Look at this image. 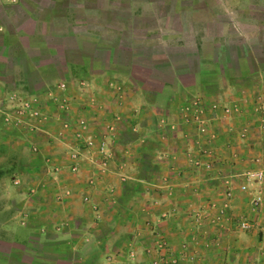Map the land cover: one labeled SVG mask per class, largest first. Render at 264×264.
Instances as JSON below:
<instances>
[{
  "label": "crops",
  "instance_id": "1",
  "mask_svg": "<svg viewBox=\"0 0 264 264\" xmlns=\"http://www.w3.org/2000/svg\"><path fill=\"white\" fill-rule=\"evenodd\" d=\"M55 2L0 0V264H154L116 254L125 246L142 254L160 232L177 252L188 243L177 262L161 264H264V209L255 213L238 188L245 178H233L236 170L264 167L259 118L248 113L250 95L264 89V0L245 5L251 15L260 9L245 23L258 24L261 35L240 32L246 45L238 56L253 66L229 74L198 68L189 79L172 70L175 82L160 85L151 71L141 77L132 66L117 67L114 49L94 65L104 38L88 46L75 26L61 31L66 14L55 13ZM59 81L69 84L64 94ZM198 98L209 122L202 135L194 131ZM26 100L38 114L16 115L13 106ZM217 101L245 110L224 114L211 108ZM81 119L89 128L79 138ZM246 122L254 126L242 140ZM175 162L185 173L178 181L170 177ZM204 163L213 171L201 172ZM225 203L257 228L217 219ZM176 213L195 216L178 226Z\"/></svg>",
  "mask_w": 264,
  "mask_h": 264
},
{
  "label": "rangeland",
  "instance_id": "2",
  "mask_svg": "<svg viewBox=\"0 0 264 264\" xmlns=\"http://www.w3.org/2000/svg\"><path fill=\"white\" fill-rule=\"evenodd\" d=\"M55 1V13L66 14L57 23L61 31L73 29L75 26L88 46L97 41L101 42L100 39L104 38L106 45L91 58L94 65L97 66L107 59V49H114V54L117 51L116 58H113L117 67L125 69L132 66L136 70L135 74L141 77L151 71L149 74L156 78L153 79L155 85H160L163 80L174 83L175 79L170 75L172 70L189 79L188 72H194L198 68L229 74L238 73L241 65L243 67L246 62L250 61L253 66L251 57L249 60L248 56H238L246 45L240 32H244L245 28L251 36L261 35L258 24L252 28L250 23H245L246 18L254 21L260 17V9L257 14L251 15L250 10L245 8L248 1L253 0ZM260 48L257 46V52H260ZM259 58L263 60L264 54ZM49 77L53 79L52 75ZM61 82L55 84V87ZM196 128L194 127V131ZM210 133L205 139L212 142ZM259 136L255 137L259 139ZM201 159L200 157L199 160ZM207 164L204 163L201 172L213 171ZM173 167L175 173L170 177L178 181L185 173L177 162ZM245 174L246 170H236L233 178H245ZM121 176L127 179L125 173ZM178 186V183L172 184V195ZM158 212L164 213L160 208ZM194 216L193 213L186 216L178 213L174 215L178 219V226L180 223L184 224V220L193 221ZM209 221L210 224L213 223L211 219ZM164 235V232H160L158 238L165 239ZM192 236L193 234L188 233V237ZM149 237L147 236L148 239ZM179 237L180 241H173L174 244H179L184 239L181 233ZM156 240H149L142 254L135 248L125 246L116 255L121 259H157L159 254L155 251Z\"/></svg>",
  "mask_w": 264,
  "mask_h": 264
},
{
  "label": "built area",
  "instance_id": "3",
  "mask_svg": "<svg viewBox=\"0 0 264 264\" xmlns=\"http://www.w3.org/2000/svg\"><path fill=\"white\" fill-rule=\"evenodd\" d=\"M68 88H69V84L67 82H61L58 86V89L62 94L67 92ZM118 92L121 93L122 88H118ZM118 92L117 94L119 95ZM59 96L61 95L58 94L57 98H62L63 100H65V102L67 101L66 97H63V96L59 97ZM250 98H251L252 111L248 113L258 116L259 118L258 122L260 123L259 127L261 128V131H262V135L260 136L262 137L263 142H264V89L259 92L257 91L254 95H250ZM198 99L199 101L194 102L195 105H193L195 107L194 108L195 110L194 119L197 122V129H199V133L202 134L208 131L209 122L205 121V119L202 117V113L205 110V105L204 103H202V99L200 98ZM61 103H64V101H62ZM211 108L213 110H217L220 108L224 114H229L232 112H236V111L239 112V111L245 110V107H243L241 104L240 105L239 104L238 105L237 104L224 105V103L221 101L213 102L211 105ZM13 111L17 113L16 114L17 116H19V114L21 115L22 114H30V115L38 114L37 110L34 108L33 103L29 100L23 101L21 104L14 105ZM253 126L254 125H251L250 122H246V125L241 128L239 136L242 140L248 139L251 136L252 134L251 130ZM75 128L78 129L80 133L79 135L81 136L82 131L84 129L89 128V124L85 119H81V120H78L77 123H75ZM110 129H113V126H110ZM79 138H82V136ZM258 160L259 159L257 158V161ZM76 169H77V163L73 165V170H76ZM253 185L257 186L256 190L252 188ZM238 188L242 192H246L250 195V206H251V209L255 213L259 211H263L264 209V192H263L264 167L260 168L259 166H257V168L247 170L245 174V179L239 184ZM226 196L228 198V201L232 200L234 196L232 194V188H229L226 191ZM227 205L228 204L225 203V206L220 211L219 216L217 215V219L221 218L224 221L225 218L226 220H229V219L233 220L235 218H239L236 223L239 229L244 230V231H252L257 228V223L255 222V219L245 217V216L234 217L231 211L227 210ZM155 246H156L155 251L159 255L157 259H155L154 264H161L162 262H165L166 260H169V262H177L181 254L186 251L185 249L188 247V243H183L182 246L184 247V249L183 250L181 249V251L179 252L172 249L170 246V243L165 239H157Z\"/></svg>",
  "mask_w": 264,
  "mask_h": 264
}]
</instances>
